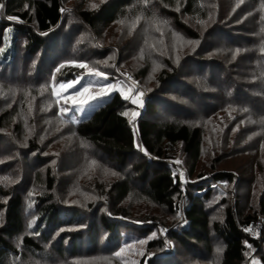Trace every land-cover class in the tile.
Returning <instances> with one entry per match:
<instances>
[{
    "label": "trees",
    "instance_id": "obj_1",
    "mask_svg": "<svg viewBox=\"0 0 264 264\" xmlns=\"http://www.w3.org/2000/svg\"><path fill=\"white\" fill-rule=\"evenodd\" d=\"M71 1L0 0L3 6L0 7V53L8 28L12 33V55L8 60L7 55L3 60L0 57V82L7 84L11 80L12 87L20 90L18 100L28 91L44 105H53L58 120L67 123L77 139L95 150L96 156L89 158L101 166L115 165L128 173L124 181L113 183L109 190L106 183L96 190L90 182L91 189H87L94 200H88L87 208L80 209L60 205L57 186L69 181L64 191L61 190L69 195L68 187L76 180L59 178L49 158L37 156L41 154L38 139L28 141L31 163L37 164L33 167L25 157L26 164L20 165L24 166L21 181L13 177L18 169L0 160V264H29L30 259L57 263L67 256L81 257L80 253L86 249V253L97 255L101 236L106 237L103 250L111 255L129 244V247L145 246L138 264H162V257L169 263L175 256L180 259L176 249L171 253L173 246L199 262L200 255L195 252L212 254L213 237H217L223 245L220 264H244L248 249L258 250L264 244V234L254 239L242 229V224L249 225L256 216L242 217L241 212L237 214L231 207L235 206L230 194L236 182L234 174L215 169L209 176L199 174L195 182H186L185 173L175 163V154L181 146L190 157L188 176L192 177L201 157L203 131L200 125L188 123L187 108L174 110L168 121L155 122L151 116L156 104L146 99L140 116L131 120L123 112L127 103L119 93H113L97 105L85 104L81 114L74 112L73 107L72 112L62 113L61 106L68 109L71 105L54 93L61 90L60 83L88 75L75 66L80 61L72 60L87 58L86 62L89 55L73 57L71 50L64 48L61 28L65 25V15L70 19L75 17L86 33L100 41L104 30L121 18L157 17L167 22L171 31L202 43L195 53L181 60V64L194 65L196 78L205 86L204 91L194 95L199 101L193 99V109L201 103L204 111L199 115L205 119L222 115V121H226L232 115V119H237L235 126L239 121L249 125L253 120L264 143V0H105L93 9L86 6L88 0H79L73 13L65 11ZM94 47L92 42L90 48ZM95 49L91 51L94 56L102 53L98 47ZM168 64L170 70L164 69L159 75V87L163 90L179 86V68L170 61ZM179 91L176 95L182 97ZM4 101L7 102L6 98L0 100V129L15 128L17 115L23 113L18 109L22 101L12 105L11 110L2 107ZM73 116L78 122H72ZM2 139L6 143L11 141L7 137ZM9 147H1L0 143V158L13 152ZM77 157L81 164L82 157ZM34 168L39 170L34 172ZM34 179L39 188L44 185L45 192H39L27 205L25 194L29 193V187L21 188V183L29 184L27 181ZM135 193L164 208L174 216L175 222L166 225L156 219H132L128 207L122 203ZM262 193L256 208L264 215V189ZM97 194L104 198L103 203L95 201ZM224 205L227 206L221 220L211 221L217 208ZM90 211L95 219L87 231L86 226L81 227L85 224L83 217L89 216ZM59 232L62 234L56 239ZM184 259L183 256L180 260ZM261 261L264 264V256Z\"/></svg>",
    "mask_w": 264,
    "mask_h": 264
},
{
    "label": "rangeland",
    "instance_id": "obj_2",
    "mask_svg": "<svg viewBox=\"0 0 264 264\" xmlns=\"http://www.w3.org/2000/svg\"><path fill=\"white\" fill-rule=\"evenodd\" d=\"M78 1L73 0L67 3L65 11L73 13L74 10H77L75 7ZM103 2L105 0H88L86 1V6L93 9ZM65 17V25L61 28L64 48L70 49L73 57L76 55L83 56V53H85V57L89 55L86 62L87 58L72 60L80 61V63L87 65L86 68L81 69L84 70V73H88V75L78 77L76 80H80L81 84L88 86V93H84L81 89V95L74 96L72 95L73 90L71 88L57 91L60 99H65V104L71 105L68 111L72 112L71 107H73L72 109L74 107L83 109L85 104L74 106L72 100L79 101L88 94L99 96L103 85L109 82L115 84L118 90H109V95L103 97L104 100H107L113 93H119L127 103V108L123 112L131 120L132 118L135 120L137 119L136 116H140V108L146 102V99H151V102L156 104L157 108L151 116L155 122L163 123L168 121L174 115V110L187 108L189 112L188 123L200 125L203 137L200 161L195 167V173L192 177L188 176L191 164L190 157L184 153L181 146L175 154V163L185 173L184 180L186 182H195L199 179V174L209 176L215 169L233 173L236 177V182L232 188L233 193L230 194L235 206L228 205L235 208L237 214L241 212L242 217L249 215L256 216V219L250 222L251 225L249 223L251 226L249 228L250 231L246 230L243 224L242 229L252 238L260 239L264 234V215L257 212L258 208L256 207L259 205L264 189L263 135H261L260 129L253 120H251L249 125L254 128L249 127L247 122L244 121H239L235 126L233 123L236 124L235 121L237 119H232V115L226 121H222V115L205 119L199 115L204 111V106L201 103H198L193 109V99L199 101L194 95L198 94L199 91H204L205 86L196 78L197 69L194 68V65L192 63L181 64V60L195 53L202 43H197L187 37L185 38L181 32L175 33L171 31V26H168L167 22L163 20H158L157 17L149 19L135 15L121 18L118 22L104 30L102 41L96 39L92 34L86 33L85 27L79 24V20L77 22L75 17H72V19L68 15H65ZM70 20L71 25L69 24ZM92 42L95 44L93 50L90 48ZM209 44L205 45L208 46ZM96 47L102 53L94 56L93 52H95ZM0 55L2 60L5 59V55H7L6 60L10 59L12 55V33L10 28L6 32L4 48ZM169 61L179 68V72H177L180 76L178 79L179 86L175 88L173 85V87L163 90L159 87V75L164 69L167 70L169 68ZM0 72L2 73V70ZM92 72L103 73V76L90 75ZM18 80L23 82L19 76ZM10 81L8 80L7 82L9 85L0 82V100L5 98L7 100V102L4 101L2 107L11 110L12 105L22 101L18 104V109L23 110V113L19 116L17 115L13 125L15 128L0 129L1 147L10 146L9 148L13 150L11 154H4L0 160H6L7 163H10L11 167L18 169L13 173V177L19 178L20 181L23 178L24 166L20 165L24 164L25 157L26 160L28 158L30 165L36 166V161L34 164L31 163L30 144H28V141L33 138L35 140L38 139L40 143L39 149L41 154L37 156H47L48 160H50L49 164L55 167L59 178L68 179L74 177L73 179L76 180L68 187L66 193L69 195L61 193V190L64 191L69 181H63L62 184L57 186L60 192L57 194V198L61 201L60 205L63 207L77 206L80 209L87 208L85 207V202L94 200L87 189V187L90 188V182L96 190L100 184L106 183V190H109L113 183L125 180L128 173L126 170L117 168L115 165H110L112 168L101 166L94 161L95 159L89 158V156H96L93 155L95 150L89 144L77 139L67 123L58 120L53 105H44L36 96L29 95L28 91L22 95V100H18L20 90L14 89L16 87H12ZM76 87H80V85L78 84ZM178 90H180L179 92L182 97L176 95ZM153 92L157 93L152 96L151 93ZM122 93L129 98L124 99ZM139 93H142V96L138 95ZM103 98L95 101L90 100L89 103L97 105L103 101ZM133 100L137 102L133 103ZM82 112L77 111L78 114ZM133 112H137L138 115L133 117ZM183 115L185 114L183 113ZM63 116L65 117V115ZM6 137L11 140L9 141L10 145L6 143V139H2ZM60 156L63 158V161H60ZM77 156L82 157L81 164L79 162L80 157L78 158ZM38 170V168L33 169L34 172ZM74 172H76L77 176H74ZM87 175L88 177H86ZM84 177L88 178L87 183H85ZM27 182L29 184L22 182L21 188L27 187L28 189L29 187V193L25 194V199H27L26 204L29 205L32 202V198L37 196V194H41L39 192H45V187L41 185L42 187L40 186L39 188L35 183V179L28 180ZM220 189L225 190L224 187ZM96 198L95 201L97 203H103V197L100 198V195L97 194ZM122 204L128 207L132 219L138 218L144 221L156 219L166 225L175 222L172 214L146 198H139L138 193L129 196ZM226 206L218 207L217 212L212 215L211 221L221 220ZM88 215L83 217L85 218V224L81 227L82 229L86 226L85 230L87 231L92 227V222L95 219L92 211ZM258 220L260 221L256 226ZM253 222H255L254 225H252ZM61 234L62 232L57 233L55 235L57 236L56 239ZM105 239V236H101L97 255L90 254V252L86 253V249L80 253L81 257L69 259L70 257L67 256L63 261L57 263H51V261H46V259L45 261L30 259L29 264H138L145 252L143 249L145 246L142 244H137L133 247H129V244L113 252L115 254L111 255L103 250L106 244ZM213 240L212 254H198V252H195L196 255H200L197 258L199 262L187 258L188 256L184 254L185 252H180L178 247L173 246L174 248L171 253L173 254V251L176 249L177 253L181 255L180 259H183V256L185 257L184 261L176 259L175 256L174 261L169 263L167 258L162 257V264H220L221 258L219 255L221 251L217 252V248L223 250V245L217 237H213ZM117 252L120 253L119 256L116 255ZM263 256L264 244L258 250L249 248L247 262L244 264H263L261 261Z\"/></svg>",
    "mask_w": 264,
    "mask_h": 264
},
{
    "label": "snow or ice",
    "instance_id": "obj_3",
    "mask_svg": "<svg viewBox=\"0 0 264 264\" xmlns=\"http://www.w3.org/2000/svg\"><path fill=\"white\" fill-rule=\"evenodd\" d=\"M0 7H3L2 5H0ZM9 20H12L14 19L13 17H8ZM238 51V50H237ZM76 67H79V68H86L87 65L84 64V63H79V64H76L75 65ZM63 67V65L61 66ZM59 70V69H58ZM90 75H95V76H103V73H100V72H92L90 73ZM117 83H119V81H117ZM80 85V87H76V85ZM59 87L61 89H64V90H67L68 88H71L73 90L72 92V95L74 96H80L81 95V89L83 90L84 93H88V86H86L85 84H81L80 80H74V81H71V82H64V83H60L59 84ZM109 90L111 91H117L118 89L116 88V85L109 82V83H106L105 85H103V88H102V91L100 93L99 96L97 95H91V94H88L86 95L83 99L77 101L75 99L72 100V104L74 106L78 105V104H88L89 101H95V100H98L100 98H103V97H106L109 95ZM55 95L59 96V93H54ZM122 95H124L122 93ZM138 95H141L142 96V93H139ZM129 97L127 95H124V99H128ZM133 103H136L137 101L136 100H133L132 101ZM83 109H80L79 107H74L73 111H82ZM60 111L63 113V112H67L68 109L61 106L60 108ZM133 117H135L136 115H138L137 112H133L132 113ZM72 122H78L75 118V116L72 117ZM141 243H143V241H141ZM222 251V249L220 248H217V252H220ZM117 256L120 255L119 252L116 253Z\"/></svg>",
    "mask_w": 264,
    "mask_h": 264
},
{
    "label": "built area",
    "instance_id": "obj_4",
    "mask_svg": "<svg viewBox=\"0 0 264 264\" xmlns=\"http://www.w3.org/2000/svg\"><path fill=\"white\" fill-rule=\"evenodd\" d=\"M259 221H260V220H258V221L256 222V226L258 225ZM254 223H255V222H253L252 225H254ZM250 225H251V223H250ZM250 225H246L244 228H245L246 230H249V228L251 227ZM244 231H245V230H244ZM249 231H250V230H249ZM261 234H262V232H261Z\"/></svg>",
    "mask_w": 264,
    "mask_h": 264
}]
</instances>
